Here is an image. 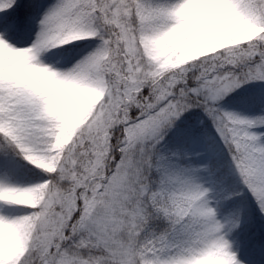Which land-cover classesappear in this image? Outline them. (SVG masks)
<instances>
[{
  "label": "snow or ice",
  "instance_id": "6c2138e0",
  "mask_svg": "<svg viewBox=\"0 0 264 264\" xmlns=\"http://www.w3.org/2000/svg\"><path fill=\"white\" fill-rule=\"evenodd\" d=\"M0 264H264V0H0Z\"/></svg>",
  "mask_w": 264,
  "mask_h": 264
}]
</instances>
